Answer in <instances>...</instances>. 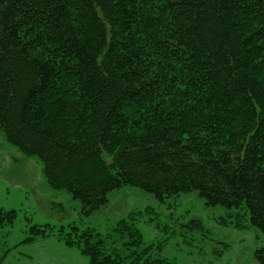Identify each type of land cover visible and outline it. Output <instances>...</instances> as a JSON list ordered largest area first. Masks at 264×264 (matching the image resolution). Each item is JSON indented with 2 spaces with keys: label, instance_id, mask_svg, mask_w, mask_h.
<instances>
[{
  "label": "trees",
  "instance_id": "trees-1",
  "mask_svg": "<svg viewBox=\"0 0 264 264\" xmlns=\"http://www.w3.org/2000/svg\"><path fill=\"white\" fill-rule=\"evenodd\" d=\"M0 132L82 215L124 187L196 193L264 239V0H0ZM135 220L56 236L91 264H176Z\"/></svg>",
  "mask_w": 264,
  "mask_h": 264
},
{
  "label": "rangeland",
  "instance_id": "rangeland-1",
  "mask_svg": "<svg viewBox=\"0 0 264 264\" xmlns=\"http://www.w3.org/2000/svg\"><path fill=\"white\" fill-rule=\"evenodd\" d=\"M109 203L88 217L65 191L51 189L37 156L25 155L0 132V210L17 211L13 226L0 228V264H91L77 247L56 236L70 225L105 233L134 215L146 244L176 264H258L264 242L252 226L237 227L224 209L208 207L196 193L160 200L135 187L113 192ZM52 226V234L32 242L31 227Z\"/></svg>",
  "mask_w": 264,
  "mask_h": 264
}]
</instances>
